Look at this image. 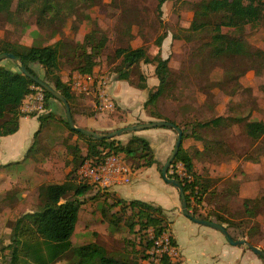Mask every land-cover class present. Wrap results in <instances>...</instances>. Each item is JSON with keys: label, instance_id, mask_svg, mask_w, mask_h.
<instances>
[{"label": "rangeland", "instance_id": "374dc122", "mask_svg": "<svg viewBox=\"0 0 264 264\" xmlns=\"http://www.w3.org/2000/svg\"><path fill=\"white\" fill-rule=\"evenodd\" d=\"M42 1L13 0L12 10L16 14L15 19L10 20L5 13L0 14V44L1 40L25 45H48L58 40L66 41L69 46L61 52L60 73L67 78L73 73L79 60V51L75 45L83 43L86 34L100 30L96 34V42L106 36L107 43L95 56L97 64L93 74L106 76L112 86L117 81L114 70L119 60L114 61V54L118 47L145 46L149 54L154 56L159 50L156 39L166 33L162 55L170 59V66L177 73L180 72L181 76L186 77H182L176 89H173L178 100L170 98L168 94L160 99L158 108L165 116L180 123L189 120L204 121L218 115H237L249 120L264 121V23L256 28L248 27L247 40L254 50L261 51L255 53L253 58L237 61V66L242 71L237 76L238 73L235 72L237 67L231 75L225 73V62L222 60L214 64L208 63L204 70H200L199 67L203 66L199 65L197 68L200 72L195 70L198 60L191 59V56L201 42L191 43L173 38V34L179 32L180 27L190 25L193 18L191 3L200 0L167 1L163 5L162 14L156 11V0H81L76 3L72 14L71 8H66L67 11L61 14L62 17L58 16L55 21L52 18H55L56 14L53 17L52 13L43 14ZM57 2L64 4V0H53L54 4ZM0 63L10 68L13 66L16 71H20L19 66L11 58H6ZM31 66L38 73L45 74L40 65ZM140 69L147 82H152L153 77H156L155 65L141 63ZM142 81L140 73H133L131 81L123 80V85L135 87ZM93 86L97 87V83ZM33 90L35 92L36 89ZM80 94L82 95H78L86 100L84 103L86 105L76 104L77 110L83 108L86 114L96 112L101 102L98 92ZM90 99L97 106L90 107ZM92 108L96 111H90ZM53 111H56L54 107ZM138 111L139 107L136 109V112ZM46 112L45 110L37 114ZM61 114L64 117L55 114L44 123L36 136V141L34 138V145L33 143L30 145L35 146L33 151L26 155L25 159L8 165L3 171L4 175L0 176V264H5L9 252L6 247L11 242L18 217L37 210L40 206V186L65 181L68 173L74 168L73 149L71 147L68 149L67 145L78 143L83 154L87 151L85 140L72 134L63 121L67 118L64 107ZM127 115L129 114L126 107L122 108L115 101V111L105 112L103 116L106 119H116ZM135 115L140 119L142 112ZM155 129H144L140 132L147 136ZM204 134L205 141L210 145L215 141L222 142V145H213L209 148L208 154L195 158L197 176L210 181L206 183L209 185V191L203 198L201 210H205V213L217 212L230 218L231 226L234 225L232 229L236 232L235 236L245 238L249 242L251 239L253 243L264 248V139L256 142L248 138L243 124H236L224 130L204 131ZM190 138L184 139V147L196 146L188 143ZM207 145L205 144L204 148ZM191 152L194 153V149H191ZM165 162L158 165L160 174ZM176 163L178 162L175 160L172 165ZM174 169L175 167L171 166L169 174L178 178L172 172ZM75 176L78 181L83 180L78 171ZM122 188L124 195H130L131 191L137 193L133 197L164 199L169 198L170 190H175L173 185L164 179L150 176L146 170ZM197 191L196 185L192 193L195 197L194 204L197 203ZM113 196L102 187L93 185L88 194L81 197L84 202L80 203L79 219L71 237L73 245L98 242L113 255L125 251L128 246L126 241L133 238L134 233L130 231L128 224L122 222L116 226L110 223L109 217L102 216L103 207L106 208L115 199ZM246 198L251 199L247 204ZM247 206L254 210L253 217L246 213ZM163 215L169 221L165 211ZM175 227L178 231L183 230L180 223ZM258 259L262 260L259 255L247 248L241 264H256ZM67 262L66 256L55 264ZM143 263L161 264L160 259L154 256Z\"/></svg>", "mask_w": 264, "mask_h": 264}, {"label": "trees", "instance_id": "16d2710c", "mask_svg": "<svg viewBox=\"0 0 264 264\" xmlns=\"http://www.w3.org/2000/svg\"><path fill=\"white\" fill-rule=\"evenodd\" d=\"M22 1L24 2V0ZM78 1L81 0H64V4L61 5L58 2L54 4L53 0H43L42 11L44 15L52 13V17L56 14V17L52 18L55 21L58 16L62 17L61 14L67 11L66 8H71L70 13L72 14ZM156 1V11L158 14H162L163 5L170 0ZM12 4L13 0H0V14H7L10 20L16 17L12 10ZM191 10L193 11V18L190 25L180 27L179 32L173 34V38L183 39L191 43L201 42L193 50L191 56V59L198 60L195 70L199 71L197 68L199 65L203 66L202 68L199 67L200 70H204L208 63L214 64L222 60L225 62V73L231 75L232 71L236 70V67L238 68V60L253 58L255 53L258 54L261 51L254 50L246 36L248 27L256 28L264 23V0H200L191 3ZM98 32L91 31L86 34L83 43L75 45L79 51V60L73 73H70L67 79L60 73L61 52L69 46L64 40H58L48 45H25L1 40L0 53L15 54L30 72L52 84L68 99L74 115L75 112L84 111L83 108L81 110L76 108V101L81 98L79 95L82 94L78 95L72 90L74 76L77 73L92 75L97 64L95 56L107 43L106 36L96 42ZM166 36L165 33L156 39L159 50L154 56L149 54L145 46L136 48L121 46L116 49L114 54V61L119 60L114 70L117 74L116 79L131 81L133 73H140V79L143 81L135 86L139 89L148 88V82L140 69L141 63L155 65V75L159 83L149 90L148 99L144 104L147 113L159 120L171 121L180 126L184 131L183 141L189 137L198 141H205L204 131L224 130L236 124H243L245 134L253 141L258 142L264 139V121L262 120H249L244 116L237 115H218L204 121L189 120L180 123L168 118L159 110V101L165 95L168 94L170 98L175 100L179 99L174 94L173 89H176L182 77H186V75L181 76L180 72L177 73L170 66V59L162 55V45ZM226 61H228V66H226ZM32 64L40 65L45 74L42 75L35 71L31 66ZM235 72L238 73V76L242 71L238 68ZM33 86H38V84L30 77L19 70H13L0 63V138L18 130L19 119L23 116L20 112V106L25 97L34 91ZM45 95V108L49 109V100L54 97L47 91H45ZM94 113L89 115H94ZM36 115L41 126L35 135V141L44 123L49 121L55 113L49 111L46 114H31V116ZM63 121L72 134L85 140L87 151L83 154L78 143H73L71 146L67 145L68 149L70 147L73 149L74 168L68 173L65 181L46 183L40 186L41 204L37 210L26 212L16 220L11 242L6 247L9 252L6 255L5 264H55L66 256L68 257L66 264H144L143 261L146 262L147 259L152 258L149 250L153 246L154 240L149 236L150 230H153L156 236H160L169 230V221L165 219L164 209L161 206L140 199L127 200L114 195L115 199L106 208L103 207V218L109 217L110 223L116 226L124 222L134 233L133 238L127 239L128 246L125 251L118 255L111 254L103 244L98 242L73 245L71 237L79 219L80 203L84 202L81 197L86 196L93 185H97L81 176L82 181L76 179L75 174L79 171L81 164L88 159H93L95 163H101L108 156L116 154L127 163L130 162L129 164L134 171L151 167L157 160L150 141L137 134H132L126 143L118 138L97 139L73 130L67 118H64ZM207 144L204 150L200 151L197 146L184 147L182 142L175 160L184 162L194 176L191 185L184 184L192 213L201 218L220 222L226 225L228 229H232L234 225L231 226L230 218L217 212L205 213L201 210L203 198L209 191V185L206 183L210 181L197 176L195 158L199 155L208 154L211 146H221L222 142L215 141L211 145L210 143ZM33 145L28 150L27 155L33 151L35 147ZM191 149H194V153L191 152ZM169 176L173 177L172 174ZM196 185L198 186L197 203L194 204L191 197ZM250 200L248 198L245 203L247 204ZM246 213L251 217L254 216V210L249 206L246 208ZM250 242L256 245L251 239ZM160 263L178 264L180 260L172 261L168 256H163Z\"/></svg>", "mask_w": 264, "mask_h": 264}, {"label": "crops", "instance_id": "0c3cea01", "mask_svg": "<svg viewBox=\"0 0 264 264\" xmlns=\"http://www.w3.org/2000/svg\"><path fill=\"white\" fill-rule=\"evenodd\" d=\"M11 69L16 70L13 68V66ZM78 74L80 73L75 74L74 77H76ZM157 79L158 78L154 76L152 82H148V88L146 89H139L130 85L126 87L123 85V80H117L116 84L108 86L109 97L111 98L114 107L111 109L104 108L101 107V103L98 107L93 103V100L90 99V107L95 105L97 106L96 109L98 110L96 111L94 108L90 110L96 111L94 115L86 114L82 110L75 112L74 119L76 124L95 131L109 132L127 125L159 120L150 116L144 107L145 101L149 96V90L159 83ZM114 100L117 101L118 105L122 108L126 107L129 115L124 118L115 117L116 119L104 118L103 115L105 112L115 111ZM84 103H86V100L84 101L83 98H80L76 101V104L79 105H86ZM49 105V109H46L47 112L52 111L55 114L64 117L61 114L62 107H64L62 102L56 98H51L49 100ZM53 107L56 111H53ZM138 107L140 111L136 112ZM20 112L23 116H21L19 119L18 130L13 134L2 136L0 138V176L4 175L3 171L8 165L15 163V161L19 162L22 158H26L27 152L30 149L29 146L31 143H34L35 135L41 126L37 115L31 116L25 114L22 111L21 106ZM141 112L142 116L140 115V119H137L135 114H139ZM132 134L140 135L150 141V145L154 151V156L157 160V162L151 167L134 171L132 181L137 179V175L145 170L149 171L150 176L163 179L158 170V165L162 162H165L169 157L177 139V132L171 128L159 127L150 132V134L147 136H143L140 131H137L134 133L123 134L118 137V139L126 143ZM190 139L191 140H188V143L190 145L196 144L200 151H203L205 144L208 143L206 141L195 140L193 137ZM122 187L123 185H120L113 188L104 189V191L110 192L112 196L115 195L127 200L140 199L148 203L161 206L168 214L170 221L169 233L171 234L173 242L178 247L180 253V256L178 258L172 259V261L180 260V263L178 264H241L243 261L248 247L244 245H233L227 240L221 231L196 223L190 218L186 217L181 211L180 196L176 187L173 186L175 190H170L168 199H164L162 197H133V195L137 193H131V191L129 193L130 195H124L125 192H123L124 190ZM204 211L205 210H203V212ZM177 223H180L183 226V230L178 231L176 229L175 226ZM228 230L233 238H240V236H235L236 232L233 229ZM256 246L261 247V245ZM256 264H264V259L262 258V260H256Z\"/></svg>", "mask_w": 264, "mask_h": 264}, {"label": "built area", "instance_id": "2783aa9c", "mask_svg": "<svg viewBox=\"0 0 264 264\" xmlns=\"http://www.w3.org/2000/svg\"><path fill=\"white\" fill-rule=\"evenodd\" d=\"M97 83V87L93 85ZM108 80L106 76L96 74H82L76 76L73 83V90L76 93H96L98 92L101 100V107L111 109L114 104L108 93ZM35 92L29 93L22 102V111L27 114L42 113L45 108V90L40 86H33ZM38 113V114H39ZM172 172L176 174L183 184L192 183L194 181L193 174L188 170L184 162L179 161L172 168ZM82 178H86L89 182L95 183L98 186L108 189L120 185L131 183L134 175L133 168L119 155L112 154L103 162L95 163L93 159L85 160L78 171ZM191 201H195V197H191ZM149 236L154 240L153 246L149 252L152 256L161 259L163 256H168L170 259H175L180 256L178 247L174 244L172 236L169 232H163L160 236H156L153 230H150Z\"/></svg>", "mask_w": 264, "mask_h": 264}, {"label": "water", "instance_id": "95a60500", "mask_svg": "<svg viewBox=\"0 0 264 264\" xmlns=\"http://www.w3.org/2000/svg\"><path fill=\"white\" fill-rule=\"evenodd\" d=\"M6 58H11L12 60H14V62L19 66L20 71L23 74L30 77L36 84H38V86L42 87L45 91L49 92L54 98L62 102L66 110V117H67V121L70 127L73 130H76L86 136H90V137L97 138V139H104V138L112 139V138L119 137L126 133H134L140 130L150 129V128L167 127V128L174 129L177 132V139L173 147V150L171 151L169 157L167 158L166 162L163 165L161 174H162L163 179L167 183L173 185L178 190L180 201H181L182 213L186 217L190 218L192 221L196 223L209 226V227H212L214 229L221 231L231 244L244 245L250 248L257 255L264 258V248L251 244L245 238L235 239L230 234L229 230L224 224L214 221V220H208L205 218L195 216L192 213L189 207V204H188L187 196H186L185 189H184V184L179 179L169 176L170 168L173 162L175 161L179 153V150L181 148L182 142H183L184 131L180 126H178L177 124L171 121H166V120H155V121H148V122H143V123L127 125V126L120 127V128H117L109 132H100V131H95L92 129L79 126L75 122L70 102L60 91H58L52 84L46 82L42 78L30 72L28 68L23 64L22 60L19 57H17L15 54L9 53V52L0 53V62Z\"/></svg>", "mask_w": 264, "mask_h": 264}]
</instances>
